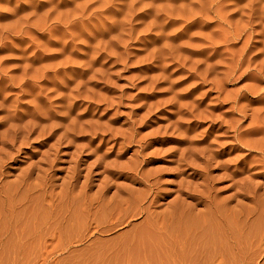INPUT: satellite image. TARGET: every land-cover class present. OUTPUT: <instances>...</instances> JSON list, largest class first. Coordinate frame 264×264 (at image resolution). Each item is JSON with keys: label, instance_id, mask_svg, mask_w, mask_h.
Here are the masks:
<instances>
[{"label": "rangeland", "instance_id": "1", "mask_svg": "<svg viewBox=\"0 0 264 264\" xmlns=\"http://www.w3.org/2000/svg\"><path fill=\"white\" fill-rule=\"evenodd\" d=\"M142 249L264 264V0H0V264Z\"/></svg>", "mask_w": 264, "mask_h": 264}, {"label": "crops", "instance_id": "2", "mask_svg": "<svg viewBox=\"0 0 264 264\" xmlns=\"http://www.w3.org/2000/svg\"><path fill=\"white\" fill-rule=\"evenodd\" d=\"M163 229H164V227H163ZM163 231H165V230H163ZM167 234L168 233L164 232V236H168ZM168 237L170 238V236H168ZM161 254H162L161 259H159L155 263H153V261H151V259L148 257V255L146 253H144V251L142 249V253H141L142 256L140 258H138V259L130 258V259L127 260L126 264H179V263H177L176 259H174L172 261L171 260H167L165 258L164 250H161ZM180 264H191V263H180Z\"/></svg>", "mask_w": 264, "mask_h": 264}, {"label": "bare ground", "instance_id": "3", "mask_svg": "<svg viewBox=\"0 0 264 264\" xmlns=\"http://www.w3.org/2000/svg\"><path fill=\"white\" fill-rule=\"evenodd\" d=\"M179 204H180V203H179ZM176 205H177V204H176ZM176 207H177V206H176ZM174 211H175V206H172V207L170 208V211L168 212L169 215H168L167 213H165L164 215H162V218H161V219L163 220V223L166 222V220H165L166 218H169L168 220L173 219V217H174ZM166 214H167V215H166ZM184 216H185V215H184ZM177 217H178V216H177ZM205 217H206V216H205ZM205 217H204V218H205ZM207 217H208V214H207ZM182 218H183V217H182ZM201 218H202V216H201ZM208 218H209V217H208ZM259 218H260V217H259ZM175 219H176V217H175ZM177 219L179 220V218H177ZM197 219H198V218H197ZM185 220H186V218H185ZM193 220H194V219H193ZM202 220H204V219L202 218ZM202 220H201V221H202ZM207 220H208V219H207ZM222 220H223V219H222ZM171 221H172V220H171ZM173 221H174V220H173ZM176 221H177V220H176ZM187 221H188V219H187ZM259 221H260V220H259ZM167 222H168V221H167ZM205 222H206V221H205ZM260 222H261V221H260ZM169 223H170V222H169ZM186 223H189V222H186ZM166 224H167V223H166ZM184 224H185V223H184ZM261 224H262V223H261ZM188 225H190V223H189ZM188 225H187V227H188ZM171 226H172V223H171ZM184 226H185V225H184ZM207 226H208V225H207ZM164 227H165V225H164ZM192 227H193V226H192ZM174 228H175V227H174ZM174 228L172 227V229H174ZM172 229H170V231H169V230H167V228L165 227V228H164V230H165L164 232H165V233H168L167 235L170 236V234L173 233V232H171ZM179 229H180V228H178V230H179ZM191 229H192V231H193V228H191ZM178 230H177V233H178ZM188 231H189V228H188ZM188 231H187V232H188ZM205 231H206V230H205ZM175 232H176V231H175ZM183 232H185V231L183 230ZM208 232H209V231H208ZM177 233H176V234H177ZM193 233H194V231H193ZM202 233H203V232H202ZM209 233H210V232H209ZM173 234H174V233H173ZM191 234H192V233H191ZM203 234H204V233H203ZM177 235H178V238H182V236H181L182 234L179 233V234H177ZM179 235H180L181 237H180ZM204 236H205V234H204ZM186 239H187V237H186ZM178 240H179V239H178ZM180 240H181V239H180ZM183 241H184V240H183Z\"/></svg>", "mask_w": 264, "mask_h": 264}]
</instances>
